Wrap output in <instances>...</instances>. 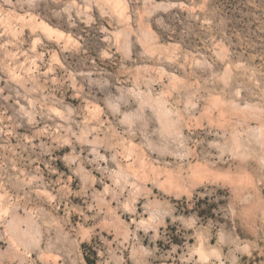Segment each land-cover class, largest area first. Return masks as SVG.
<instances>
[{"label":"rangeland","instance_id":"rangeland-1","mask_svg":"<svg viewBox=\"0 0 264 264\" xmlns=\"http://www.w3.org/2000/svg\"><path fill=\"white\" fill-rule=\"evenodd\" d=\"M263 165L264 0H0V264H264Z\"/></svg>","mask_w":264,"mask_h":264},{"label":"bare ground","instance_id":"bare-ground-1","mask_svg":"<svg viewBox=\"0 0 264 264\" xmlns=\"http://www.w3.org/2000/svg\"><path fill=\"white\" fill-rule=\"evenodd\" d=\"M222 106V105H221ZM217 107V106H216ZM262 162V161H261ZM262 164H263V162H262ZM264 166V165H263Z\"/></svg>","mask_w":264,"mask_h":264}]
</instances>
